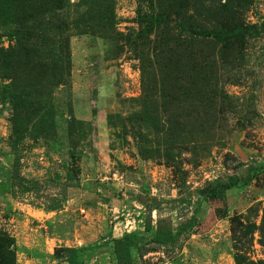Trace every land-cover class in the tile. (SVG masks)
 I'll return each mask as SVG.
<instances>
[{
	"label": "rangeland",
	"instance_id": "374dc122",
	"mask_svg": "<svg viewBox=\"0 0 264 264\" xmlns=\"http://www.w3.org/2000/svg\"><path fill=\"white\" fill-rule=\"evenodd\" d=\"M16 153L43 199L11 198ZM258 167L264 0H0V264H115L128 234L134 264H264ZM230 177L250 185L205 199Z\"/></svg>",
	"mask_w": 264,
	"mask_h": 264
},
{
	"label": "trees",
	"instance_id": "16d2710c",
	"mask_svg": "<svg viewBox=\"0 0 264 264\" xmlns=\"http://www.w3.org/2000/svg\"><path fill=\"white\" fill-rule=\"evenodd\" d=\"M22 155L16 153L10 168V196L13 200H17L31 194L37 196L39 187L36 184H27L21 176ZM264 173V167H258L253 170L252 175ZM250 185V181L240 183L237 177H230L227 183L216 184L206 195L205 199L213 198L219 191H227L231 189L244 190ZM78 183L74 182L71 176H67L65 182L59 186L60 192L53 198L48 205L49 211H59L66 200L68 189L77 188ZM37 199H43L38 197ZM50 201V200H48ZM46 205V204H45ZM188 219L180 222L173 228L172 221L169 218L158 217L155 222L148 218L144 223V232L150 234L153 232V238L150 241L152 245L159 248L175 247L178 241L186 234L191 232L196 226L195 214ZM111 246L113 259L115 264H134L132 257V249L136 246V237L133 234H128L120 239L111 240L107 243ZM98 248H101L100 246ZM88 248L69 249L67 256L64 259L65 264H80L83 254L88 251Z\"/></svg>",
	"mask_w": 264,
	"mask_h": 264
}]
</instances>
